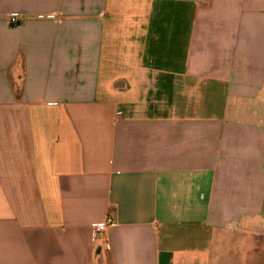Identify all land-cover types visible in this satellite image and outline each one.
I'll return each mask as SVG.
<instances>
[{
	"label": "crops",
	"instance_id": "1",
	"mask_svg": "<svg viewBox=\"0 0 264 264\" xmlns=\"http://www.w3.org/2000/svg\"><path fill=\"white\" fill-rule=\"evenodd\" d=\"M263 261L264 0H0V264Z\"/></svg>",
	"mask_w": 264,
	"mask_h": 264
},
{
	"label": "built area",
	"instance_id": "2",
	"mask_svg": "<svg viewBox=\"0 0 264 264\" xmlns=\"http://www.w3.org/2000/svg\"><path fill=\"white\" fill-rule=\"evenodd\" d=\"M10 23L11 24H15L16 23V19L14 16H11L10 19H9ZM106 226H113V222L110 218H108L106 220V223L104 225H98L96 226L95 230H94V239L97 238V236L100 234V233H103L105 231V228Z\"/></svg>",
	"mask_w": 264,
	"mask_h": 264
},
{
	"label": "rangeland",
	"instance_id": "3",
	"mask_svg": "<svg viewBox=\"0 0 264 264\" xmlns=\"http://www.w3.org/2000/svg\"><path fill=\"white\" fill-rule=\"evenodd\" d=\"M249 241H247V243H251V242H255L254 240L253 241H250V239H248ZM246 243V244H247ZM245 248V247H244ZM243 249V248H242ZM243 251H244V249H243ZM262 264H264V261L262 262Z\"/></svg>",
	"mask_w": 264,
	"mask_h": 264
}]
</instances>
